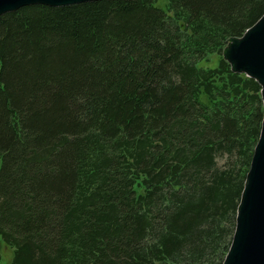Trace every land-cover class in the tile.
I'll list each match as a JSON object with an SVG mask.
<instances>
[{"label":"trees","instance_id":"trees-1","mask_svg":"<svg viewBox=\"0 0 264 264\" xmlns=\"http://www.w3.org/2000/svg\"><path fill=\"white\" fill-rule=\"evenodd\" d=\"M263 12L103 0L0 16L8 264H221L264 111L220 53Z\"/></svg>","mask_w":264,"mask_h":264},{"label":"water","instance_id":"water-1","mask_svg":"<svg viewBox=\"0 0 264 264\" xmlns=\"http://www.w3.org/2000/svg\"><path fill=\"white\" fill-rule=\"evenodd\" d=\"M98 1L103 0H0V16L27 6L59 8ZM220 54L232 73L257 83L264 111V12L239 37L228 38ZM221 264H264V117L236 205L231 240Z\"/></svg>","mask_w":264,"mask_h":264},{"label":"rangeland","instance_id":"rangeland-1","mask_svg":"<svg viewBox=\"0 0 264 264\" xmlns=\"http://www.w3.org/2000/svg\"><path fill=\"white\" fill-rule=\"evenodd\" d=\"M211 61L208 63H203L202 65L213 67L216 64L215 56H211ZM11 258V249L5 246L2 241L0 240V264H8Z\"/></svg>","mask_w":264,"mask_h":264}]
</instances>
